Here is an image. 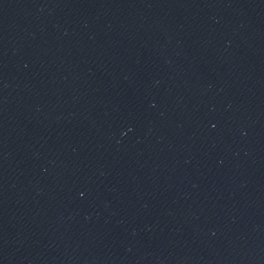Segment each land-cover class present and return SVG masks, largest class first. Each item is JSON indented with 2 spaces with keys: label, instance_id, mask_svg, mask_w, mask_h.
<instances>
[{
  "label": "water",
  "instance_id": "water-1",
  "mask_svg": "<svg viewBox=\"0 0 264 264\" xmlns=\"http://www.w3.org/2000/svg\"><path fill=\"white\" fill-rule=\"evenodd\" d=\"M0 264H264V0H0Z\"/></svg>",
  "mask_w": 264,
  "mask_h": 264
}]
</instances>
